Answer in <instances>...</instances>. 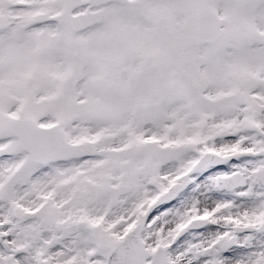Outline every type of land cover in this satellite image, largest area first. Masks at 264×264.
Masks as SVG:
<instances>
[{"label":"snow or ice","instance_id":"snow-or-ice-1","mask_svg":"<svg viewBox=\"0 0 264 264\" xmlns=\"http://www.w3.org/2000/svg\"><path fill=\"white\" fill-rule=\"evenodd\" d=\"M0 264H264V0H0Z\"/></svg>","mask_w":264,"mask_h":264}]
</instances>
